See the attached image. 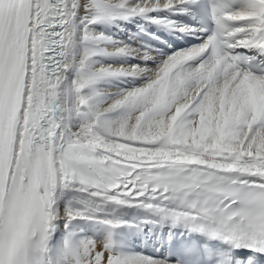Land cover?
<instances>
[{
    "label": "snow or ice",
    "instance_id": "6c2138e0",
    "mask_svg": "<svg viewBox=\"0 0 264 264\" xmlns=\"http://www.w3.org/2000/svg\"><path fill=\"white\" fill-rule=\"evenodd\" d=\"M0 264H264V0H0Z\"/></svg>",
    "mask_w": 264,
    "mask_h": 264
},
{
    "label": "bare ground",
    "instance_id": "6f19581e",
    "mask_svg": "<svg viewBox=\"0 0 264 264\" xmlns=\"http://www.w3.org/2000/svg\"><path fill=\"white\" fill-rule=\"evenodd\" d=\"M143 20V19H141ZM123 23V27H124V31H120L117 27L113 26V27H106L104 25H96V29L98 31H106V32H110V33H114L116 35H118L121 39H125L127 40V37H123L121 34L124 33L125 31L130 32V27L132 24H140L142 23L139 18H136V20L134 22L131 23ZM133 29V27H132ZM143 29H146L145 27H143ZM138 30V29H137ZM140 30V29H139ZM120 34V35H119ZM134 34V33H132ZM137 36H139V38H137L138 40L144 41L146 43L147 40L145 39V36L142 34V32H138L136 31ZM103 63H110V64H123V63H137L138 61H136L134 58L131 57H110V58H101ZM142 80H140L139 78L137 79H132V78H125V79H119V80H112L109 83H107L106 85H104L107 88H111V89H119V88H127L128 86H133V84H139L141 83ZM60 236V233L56 234V238L58 239ZM151 252V250H150Z\"/></svg>",
    "mask_w": 264,
    "mask_h": 264
},
{
    "label": "rangeland",
    "instance_id": "374dc122",
    "mask_svg": "<svg viewBox=\"0 0 264 264\" xmlns=\"http://www.w3.org/2000/svg\"><path fill=\"white\" fill-rule=\"evenodd\" d=\"M134 85H136V84H133V86H134ZM128 87H131V86H128ZM128 87H127V88H128Z\"/></svg>",
    "mask_w": 264,
    "mask_h": 264
}]
</instances>
